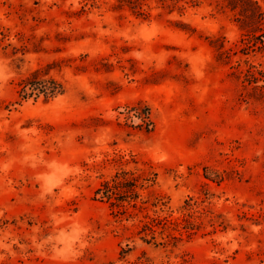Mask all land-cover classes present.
<instances>
[{
    "label": "rangeland",
    "instance_id": "374dc122",
    "mask_svg": "<svg viewBox=\"0 0 264 264\" xmlns=\"http://www.w3.org/2000/svg\"><path fill=\"white\" fill-rule=\"evenodd\" d=\"M117 4L0 0V264H264V21L242 28L250 0ZM58 60L66 91L22 100ZM122 168L140 197L96 198Z\"/></svg>",
    "mask_w": 264,
    "mask_h": 264
},
{
    "label": "trees",
    "instance_id": "16d2710c",
    "mask_svg": "<svg viewBox=\"0 0 264 264\" xmlns=\"http://www.w3.org/2000/svg\"><path fill=\"white\" fill-rule=\"evenodd\" d=\"M253 7L251 9H240L241 26L242 28L249 29L250 22L264 21V8L258 0H250ZM147 0H118V6H129L135 13L140 15H150V12L144 8ZM238 5H234L237 7ZM264 44V39H262ZM63 60H58L57 63H50L46 66L37 67L31 70L28 74L22 76L18 81V93L20 98L29 99L31 97L38 98L43 96L45 100H50L63 94L66 91L65 83L51 73L52 68H56L61 65ZM128 124L130 126L139 127L146 131H150L154 126L152 118V109L149 104L139 100L133 105H129L124 112ZM134 117H138L140 122L135 125L132 122ZM143 183L140 182V177L130 169L122 168L118 170L111 178H105L101 184L95 190L96 198L109 201L111 205H124L126 201L137 200L141 193L140 188ZM99 196V197H98ZM171 223L179 225L181 222L178 218H169ZM162 224L161 221L155 219L149 220L144 224L141 230L145 232V235L153 234L157 228ZM166 227L165 224L162 225ZM186 225L185 227H187ZM126 250L124 249V252ZM103 264V263H99Z\"/></svg>",
    "mask_w": 264,
    "mask_h": 264
}]
</instances>
